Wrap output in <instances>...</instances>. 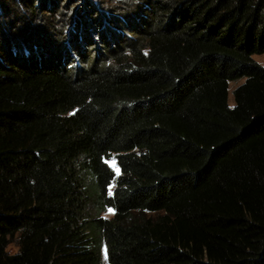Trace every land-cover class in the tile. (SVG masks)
Here are the masks:
<instances>
[{
  "label": "trees",
  "instance_id": "obj_1",
  "mask_svg": "<svg viewBox=\"0 0 264 264\" xmlns=\"http://www.w3.org/2000/svg\"><path fill=\"white\" fill-rule=\"evenodd\" d=\"M66 1L0 0V264H264V0Z\"/></svg>",
  "mask_w": 264,
  "mask_h": 264
},
{
  "label": "rangeland",
  "instance_id": "obj_2",
  "mask_svg": "<svg viewBox=\"0 0 264 264\" xmlns=\"http://www.w3.org/2000/svg\"><path fill=\"white\" fill-rule=\"evenodd\" d=\"M68 1H70V0H68ZM68 1H66V2H68ZM87 2H89V1H91V3H92V5L94 6V4L97 2V3H99V2H102L103 3V5H105V4H108L109 3V1L107 0H86ZM96 1V2H95ZM81 0H72L69 4H68V6L69 5H71V10H80V5H81ZM106 7H109V6H107V5H105V8ZM75 11V12H76ZM9 16H8V18H12V17H14V11H12V12H9ZM24 16V19H26L27 18V16L26 15H22V17ZM5 20V19H4ZM0 22H2V19H0ZM253 61L254 62H256L258 65H260V66H264V55H261V56H254L253 58ZM243 83V80H238V81H235V82H231V83H229L228 84V98H227V103H228V106L231 108L232 106H233V99H232V92H233V90L236 88V87H238L239 85H241ZM106 164H107V166L114 172V174H115V176L117 177L118 176V174H119V171H118V169H117V167H116V165H115V163L112 161V160H110V161H108V162H106ZM112 190H113V185L108 189V195H110L111 193H112ZM112 216H113V212L112 211H110V210H108V211H106L104 214H102L101 215V218H103V219H110V218H112ZM7 251H8V253L9 254H13V253H15L16 252V246H15V244L13 243V244H11V245H9V247L7 248ZM100 264H108L107 263V261H106V253H105V249L104 248H102L101 249V262H100Z\"/></svg>",
  "mask_w": 264,
  "mask_h": 264
},
{
  "label": "snow or ice",
  "instance_id": "obj_3",
  "mask_svg": "<svg viewBox=\"0 0 264 264\" xmlns=\"http://www.w3.org/2000/svg\"><path fill=\"white\" fill-rule=\"evenodd\" d=\"M111 211V210H110Z\"/></svg>",
  "mask_w": 264,
  "mask_h": 264
}]
</instances>
